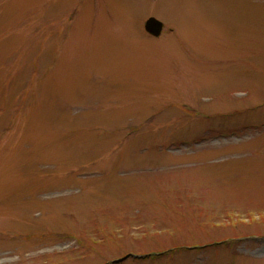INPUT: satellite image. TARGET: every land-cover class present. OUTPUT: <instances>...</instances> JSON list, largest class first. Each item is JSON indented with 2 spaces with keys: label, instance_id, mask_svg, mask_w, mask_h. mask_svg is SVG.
Segmentation results:
<instances>
[{
  "label": "rangeland",
  "instance_id": "rangeland-1",
  "mask_svg": "<svg viewBox=\"0 0 264 264\" xmlns=\"http://www.w3.org/2000/svg\"><path fill=\"white\" fill-rule=\"evenodd\" d=\"M0 264H264V0H0Z\"/></svg>",
  "mask_w": 264,
  "mask_h": 264
},
{
  "label": "water",
  "instance_id": "water-1",
  "mask_svg": "<svg viewBox=\"0 0 264 264\" xmlns=\"http://www.w3.org/2000/svg\"><path fill=\"white\" fill-rule=\"evenodd\" d=\"M146 28L148 31L158 36L161 34L163 28V22L155 17H150L146 21Z\"/></svg>",
  "mask_w": 264,
  "mask_h": 264
},
{
  "label": "flooded vegetation",
  "instance_id": "flooded-vegetation-1",
  "mask_svg": "<svg viewBox=\"0 0 264 264\" xmlns=\"http://www.w3.org/2000/svg\"><path fill=\"white\" fill-rule=\"evenodd\" d=\"M164 28H165V25H164V27H163V30H164ZM163 33V32H162Z\"/></svg>",
  "mask_w": 264,
  "mask_h": 264
}]
</instances>
